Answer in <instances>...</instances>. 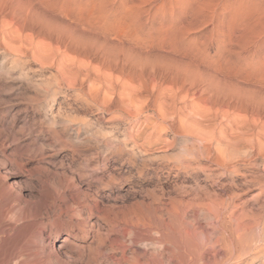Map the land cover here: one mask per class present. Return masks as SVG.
I'll use <instances>...</instances> for the list:
<instances>
[{"label":"rangeland","instance_id":"obj_1","mask_svg":"<svg viewBox=\"0 0 264 264\" xmlns=\"http://www.w3.org/2000/svg\"><path fill=\"white\" fill-rule=\"evenodd\" d=\"M181 1L0 0L4 264H264V0Z\"/></svg>","mask_w":264,"mask_h":264},{"label":"bare ground","instance_id":"obj_2","mask_svg":"<svg viewBox=\"0 0 264 264\" xmlns=\"http://www.w3.org/2000/svg\"><path fill=\"white\" fill-rule=\"evenodd\" d=\"M177 1V0H176ZM205 1L206 0H182L181 2H183L184 4H186L187 5V7H193V9L195 10V7H197V8H201L203 5H204V3H205ZM212 1V0H211ZM4 2V1H3ZM170 2V1H169ZM235 3H237V5H238V7L236 8V11H238V12H240V10H242L243 8L245 9V10H248V11H251L252 12V14H251V16L252 17H257L258 16V14H259V10H258V8H253V7H251L249 4H245L246 2L244 1V0H235ZM207 4V3H206ZM185 5V6H186ZM208 5V4H207ZM178 6H180V5H178ZM184 6V7H185ZM195 6V7H194ZM210 6V5H209ZM206 7V6H205ZM204 7V8H205ZM251 7V8H250ZM171 8V7H170ZM188 8V10H187V8H186V11H190V9ZM192 9V10H193ZM71 10H73V9H71ZM171 10V9H170ZM183 10H185V9H183ZM197 10V9H196ZM210 10V9H209ZM68 11V10H67ZM70 11V10H69ZM172 11V10H171ZM71 12H73V11H71ZM79 13V12H78ZM77 13V14H78ZM96 13V12H95ZM242 13V12H241ZM69 14V13H68ZM72 14H74V15H77V14H75V13H72ZM212 14H213V11H212ZM11 16V15H10ZM81 16H82V14H81ZM237 16H238V14H237ZM248 16H249V14H248ZM67 17V16H66ZM77 17H79V16H77ZM245 17H247V16H245ZM80 18V17H79ZM82 18V17H81ZM76 19H78V18H76ZM84 19V18H83ZM242 19V18H241ZM243 19H244V17H243ZM249 19V18H248ZM248 19H246V20H248ZM251 20V19H250ZM250 20H248V21H250ZM254 22V21H253ZM259 22V21H258ZM263 22V21H262ZM241 23V22H240ZM244 23H245V20H244ZM189 24V23H188ZM259 24V23H258ZM187 25V24H186ZM243 25V24H242ZM264 25V24H263ZM184 26V25H183ZM258 26V25H257ZM256 26V27H257ZM2 27V26H1ZM16 27V26H15ZM190 27H191V25H190ZM264 27V26H263ZM124 28V27H123ZM182 28V27H181ZM255 29V28H254ZM13 30H14V28H13ZM17 30V29H16ZM185 30H187V29H185ZM263 30H264V28H263ZM254 31V30H253ZM257 33H258V31H257ZM0 34H1V30H0ZM12 36H13V34H11ZM176 35H177V33H176ZM246 38V37H245ZM256 38V37H255ZM5 39V38H4ZM25 40V39H24ZM19 42V41H18ZM32 43V42H31ZM247 44V43H246ZM39 45V44H38ZM37 45V46H38ZM42 47V46H41ZM39 48V47H38ZM44 49V48H43ZM165 49V48H164ZM75 51V50H74ZM25 53V52H24ZM49 53V52H48ZM52 57V56H51ZM68 57V56H67ZM40 59V58H39ZM82 59V58H81ZM43 60V59H42ZM61 61V60H60ZM65 61V60H64ZM70 61V60H69ZM80 61V60H79ZM83 61V60H82ZM47 62V61H46ZM78 62V61H77ZM18 63V62H17ZM39 63V62H38ZM79 64V63H78ZM64 65V64H63ZM94 65V64H93ZM67 67V66H66ZM83 68V67H82ZM114 72H115V70H114ZM73 73V72H72ZM64 74V73H63ZM104 75V74H103ZM98 77V76H97ZM106 78V77H105ZM108 78V77H107ZM223 78V77H222ZM35 80V79H34ZM38 81V80H37ZM108 82V81H107ZM43 83V82H42ZM59 84V83H58ZM131 84V83H130ZM110 87V86H109ZM125 87V86H124ZM123 89V88H122ZM114 90V89H113ZM168 90V89H167ZM54 91V90H53ZM125 92V91H124ZM46 94V93H45ZM106 94V93H105ZM123 98V97H122ZM138 98V97H137ZM167 102V101H166ZM58 109V108H57ZM168 110V109H167ZM238 120V119H237ZM253 120V119H252ZM244 122V121H243ZM211 123V122H210ZM258 123V125H259V128L257 129V130H255V131H252V130H250L251 132H252V134H250V136H252V138L250 137V139L248 140V141H250L251 142V145L247 148V149H245V151H244V153H246V155H253V153H254V150H256V152L258 151V153L260 154H262V153H264V122H262V121H258L257 122ZM239 124V123H238ZM254 124H256V123H254ZM204 125V124H203ZM207 125V124H206ZM213 125V124H212ZM241 125H242V123H241ZM241 125H238V127L239 126H241ZM245 125V124H244ZM200 126V125H199ZM202 126V125H201ZM237 127V124H236V129L238 128ZM242 127V126H241ZM240 127V128H241ZM245 127V126H244ZM250 127V126H249ZM248 126H247V128H249ZM202 128V127H201ZM235 128V127H234ZM234 128H230V129H233L232 131H234L235 129ZM246 128V127H245ZM244 128V130H243V128L241 129L242 131H244L243 133L245 134L247 131H246V129ZM211 129V128H210ZM229 130V129H228ZM238 130H240L239 128H238ZM237 130V131H238ZM240 130V131H241ZM198 131V130H197ZM204 131V130H203ZM207 131V130H206ZM249 131V130H248ZM231 132V131H230ZM233 133V132H232ZM237 133V132H236ZM248 133V132H247ZM231 134V133H230ZM234 134V133H233ZM232 134V135H233ZM240 134L241 133H239V136H240ZM249 134V133H248ZM229 135V134H228ZM235 135V134H234ZM243 135V134H242ZM245 136V135H244ZM247 136V135H246ZM231 137V136H230ZM190 138V137H189ZM228 138V137H227ZM56 139V138H55ZM230 139V138H229ZM231 140H233V139H231ZM238 140V139H237ZM236 140V141H237ZM216 141H219V140H217V132L216 131H214L213 130V128H212V131L211 132H209V134H205V135H196V136H193V144L195 145V144H198L199 143V145H202L204 148H206V150H207V153L208 154H210L211 153V149L213 148V146H215V145H218V143L216 142ZM224 141V140H223ZM191 142V141H190ZM197 142V143H196ZM235 142V141H234ZM116 143V142H115ZM112 145V144H111ZM230 147H232V146H230ZM231 149V148H230ZM233 149H235V148H233ZM240 149V148H239ZM219 150V149H218ZM236 150V149H235ZM234 150V151H235ZM233 151V152H234ZM198 153H200V149H198V151H197ZM232 152V153H233ZM255 152V153H256ZM264 155V154H263ZM233 156V155H232ZM254 157V156H253ZM216 160L218 161V164L219 165H221L222 167H224V168H226V169H228L229 167H234L235 165H234V162L235 161H228L229 159H225V158H223V159H220L219 157H217L216 158ZM247 160V159H246ZM249 160V159H248ZM229 171V170H228ZM264 171V170H263ZM252 176V175H251ZM200 195V194H199ZM202 195V194H201ZM196 196V195H195ZM180 197V196H179ZM210 197V196H209ZM200 201V203L199 204H201V203H203V200L202 199H200L199 200ZM197 206V205H196ZM179 215V214H178ZM177 229V228H176ZM178 236L180 235V237L182 236V232L181 231H178ZM167 236V235H166ZM183 237V236H182ZM228 237V236H227ZM175 238H177V237H175ZM168 239V238H167ZM61 241H63V242H60L59 243V248H61V249H63V248H65L66 247V243H65V241H66V238L64 239V240H61ZM177 241H178V239H177ZM181 241V240H180ZM187 241V240H186ZM189 242H190V240H189ZM174 243V242H173ZM194 243V242H193ZM157 245H158V243H157ZM177 245H179V244H177ZM161 246V245H160ZM164 246V245H163ZM182 246V245H181ZM187 246V245H186ZM198 248V247H197ZM66 249V248H65ZM175 249V248H174ZM186 249V248H185ZM14 251V250H13ZM6 254V253H5ZM3 255V254H2ZM3 256H5L4 258H5V260L4 261H7V260H10V259H12V257H8V256H6V255H3ZM196 256V255H195ZM22 257V256H21ZM182 257V256H181ZM197 257V256H196ZM196 257H195V259H196ZM0 258H1V255H0ZM4 258H2V259H4ZM7 259V260H6ZM194 259V258H193ZM186 260V259H185ZM197 261V259L194 261V262H196ZM16 262H17V260H16ZM0 264H4V262H3V260H1L0 259ZM200 264H202V263H200Z\"/></svg>","mask_w":264,"mask_h":264}]
</instances>
